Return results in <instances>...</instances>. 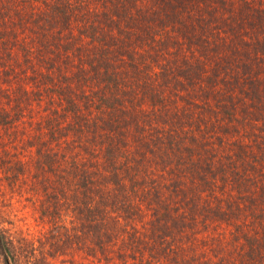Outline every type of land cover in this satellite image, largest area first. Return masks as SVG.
Listing matches in <instances>:
<instances>
[{"label": "trees", "instance_id": "obj_1", "mask_svg": "<svg viewBox=\"0 0 264 264\" xmlns=\"http://www.w3.org/2000/svg\"><path fill=\"white\" fill-rule=\"evenodd\" d=\"M168 222L264 264V0H0V264H162Z\"/></svg>", "mask_w": 264, "mask_h": 264}, {"label": "rangeland", "instance_id": "obj_2", "mask_svg": "<svg viewBox=\"0 0 264 264\" xmlns=\"http://www.w3.org/2000/svg\"><path fill=\"white\" fill-rule=\"evenodd\" d=\"M24 213L28 216L27 222H20L17 223L19 226L27 229L30 226L31 229L35 228L36 222L32 218L31 211L25 210ZM248 220V219H247ZM173 223L170 224L168 222V227H171ZM176 224H173L174 230L171 232L168 231L167 234L169 236L162 235L158 239H153L152 235H150L151 231L149 229L144 230L146 231L145 237L148 242L157 243L162 249H168L171 245L174 247L173 253L170 252V255L160 254V263L162 264H214L217 262L220 257L225 254L229 253V257L231 253L228 251V246L217 255L213 256V250L210 249V246L213 244L205 243V230H200L197 234H195L192 230L187 229V226H183L182 230L185 233V238L180 241H177L181 238V234L178 232V227H175ZM174 235L175 238H172L171 235ZM161 235V234H160ZM155 240V241H154ZM157 240V241H156ZM172 243V244H171ZM216 243V242H213ZM231 248V247H230ZM233 252V248H231ZM233 257L238 261L243 260H250L253 257V250L249 246L244 248L236 249L235 254ZM253 260V258H252Z\"/></svg>", "mask_w": 264, "mask_h": 264}]
</instances>
